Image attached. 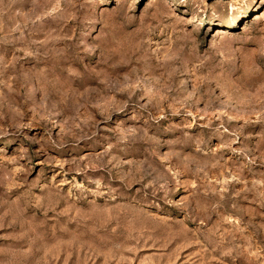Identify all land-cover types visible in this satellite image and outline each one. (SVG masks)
Here are the masks:
<instances>
[{"label": "clouds", "instance_id": "obj_1", "mask_svg": "<svg viewBox=\"0 0 264 264\" xmlns=\"http://www.w3.org/2000/svg\"><path fill=\"white\" fill-rule=\"evenodd\" d=\"M0 264H264V0H0Z\"/></svg>", "mask_w": 264, "mask_h": 264}]
</instances>
